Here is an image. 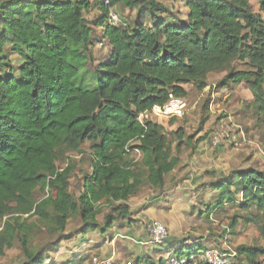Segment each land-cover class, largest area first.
Returning <instances> with one entry per match:
<instances>
[{"label": "trees", "instance_id": "trees-1", "mask_svg": "<svg viewBox=\"0 0 264 264\" xmlns=\"http://www.w3.org/2000/svg\"><path fill=\"white\" fill-rule=\"evenodd\" d=\"M181 1L184 17L157 0H0V256L17 241L19 264H53L48 251L76 233L65 232L72 218L81 223L82 240L128 220L129 198L144 184L161 189L179 164L180 147L191 146L181 129L171 133L173 145L158 123L138 116L169 94L186 98V85L202 91L210 74L223 72L218 85L247 87L264 124V16L252 12L250 0ZM256 1L264 12V0ZM116 4L135 10L130 23L109 21ZM103 41L107 54L95 61L94 47ZM66 152L88 160L76 195L69 189L73 163L57 166ZM36 189L49 193L37 200ZM204 190L211 195L205 218L228 205L255 209L251 221L264 214V170L237 169ZM31 217L56 236L52 247H31ZM231 220L233 230L238 222ZM187 239L163 252L209 264L190 259L207 247L193 236L184 245ZM233 250L232 264H264V246ZM87 256L60 264H86Z\"/></svg>", "mask_w": 264, "mask_h": 264}, {"label": "rangeland", "instance_id": "rangeland-1", "mask_svg": "<svg viewBox=\"0 0 264 264\" xmlns=\"http://www.w3.org/2000/svg\"><path fill=\"white\" fill-rule=\"evenodd\" d=\"M157 1L179 17H184L186 14V7L181 0ZM250 5L252 12L264 16V12L260 10L256 0H250ZM111 9L126 23H130L135 17V10L120 4L113 5ZM94 16H97V13L93 9L86 17L91 25H93ZM94 32L99 38L98 29H95ZM107 51L106 41L95 45V61L105 57ZM223 75V72L210 74L207 86L202 91L191 85H186L187 110L182 117L173 120L164 117L149 118L162 127L163 132L168 135L173 145H175V140L172 134L177 129H181L183 139L191 137L189 140L191 146L180 147L179 164L166 177L164 186L161 189H154L148 184L142 185L138 193L129 198V210L136 222H146L150 218L160 220L158 217L164 215L169 220L168 226L172 232H175L174 235L177 239L188 237V235L193 236L200 238L201 243L209 248L229 247L233 250L241 244L264 246V214L257 213L258 216L254 221L249 220L251 215L256 213L253 208L245 211L238 205H228L222 210L211 213L208 218L201 217V215H205L204 204L211 196L208 190H204L209 182L226 177L237 169L254 167L264 170V124L261 125L262 120L258 117L252 103V95L248 88L242 84L221 88L218 81ZM205 134H207V138L204 139ZM223 136L224 142L214 144L215 137ZM233 137H235L234 140ZM84 149L86 150L87 146ZM133 156L135 159L141 157L138 152H134ZM67 163H73L69 189L76 195L83 174L89 171L88 160L86 155L66 152L57 162L59 170L64 169ZM47 193H49L47 190L43 192L36 189L35 198L40 200ZM213 200L214 198H210L209 202ZM105 211H107L106 208L98 216L100 222H102ZM234 216H236L238 224L232 230L229 225ZM3 220L4 218L0 220V227ZM29 220L31 223H35L31 247L40 250L46 245L52 247L51 244L55 241L56 236L51 234L36 217H31ZM160 221L164 224L167 223L163 220ZM80 224L76 217L69 221L65 232L75 231L76 233H72L68 239L54 244L55 250L48 251L50 263L60 264L69 258L86 254L88 255L86 264H89L91 257L98 256L96 248L102 243L100 235L107 238L112 229L100 234L98 231L89 232L85 236L86 240H82L77 232ZM113 227L115 228L113 231H115L119 227L118 222ZM182 227V230L176 231L178 230L176 228ZM181 231H183L182 234ZM128 234L136 237L131 231H128ZM173 244L177 245L178 240L173 241ZM174 249L173 245L171 251ZM135 250L137 252L138 248L136 247ZM185 251L186 247L182 246L181 254L186 255ZM260 259L264 263V256ZM23 260L24 257L17 241L14 242L13 247L5 250L3 256H0V264H19Z\"/></svg>", "mask_w": 264, "mask_h": 264}, {"label": "built area", "instance_id": "built-area-1", "mask_svg": "<svg viewBox=\"0 0 264 264\" xmlns=\"http://www.w3.org/2000/svg\"><path fill=\"white\" fill-rule=\"evenodd\" d=\"M108 3V1H106ZM109 21L114 25H125L124 20L113 10L109 11ZM187 110V102L185 98L175 96L173 94L168 95V99L162 105H153L149 111L140 113L138 120L143 122L149 120V118L164 117L168 119H177L184 115ZM235 137H233L234 140ZM224 142L223 137H215L214 144ZM147 233L150 237V241L154 244H162L169 238V231L166 225L157 219L148 220L144 223ZM189 239L184 241V245L191 244ZM225 250L219 248H209L199 250L198 253L190 255L191 260H200L209 264H232L236 256V252L229 247H224ZM187 257L184 256H172L166 254L162 262L156 264H187ZM91 264H146L143 261H134L132 259L125 260L123 262H116L110 258H100L93 256L91 258Z\"/></svg>", "mask_w": 264, "mask_h": 264}, {"label": "crops", "instance_id": "crops-1", "mask_svg": "<svg viewBox=\"0 0 264 264\" xmlns=\"http://www.w3.org/2000/svg\"><path fill=\"white\" fill-rule=\"evenodd\" d=\"M164 217V215H161L158 218L160 220H163L164 222H167L165 225L168 228L170 236L167 239L166 243L160 246V244H152V242L150 241L147 230L146 228H144L145 221L136 222L135 217L132 216L131 210H129L128 220L127 218L122 220V224L119 226L120 228L118 227L115 231H113L115 228L112 227V231L109 233V236L107 238L100 235V240H102V243L96 248L98 257L110 258L116 262H123L128 259L135 260L137 257H143L149 258V260L156 262L160 257H163L167 254L163 252V250H166L165 247L169 246L168 251H171L173 245L176 247V245L173 244V241L178 240L179 243L182 239H184L183 237L179 238V240L175 237V232H172L168 226L169 220ZM152 219L154 218L147 219L146 221ZM176 229H178L176 231L179 232V229L182 230L183 227ZM186 230L189 231L188 229ZM128 231L134 233L136 237L134 238L133 236H131V234H128ZM182 232L183 231H181V234ZM185 238H188L190 241H192V236L188 235V237ZM136 247L138 248L137 252H135Z\"/></svg>", "mask_w": 264, "mask_h": 264}]
</instances>
